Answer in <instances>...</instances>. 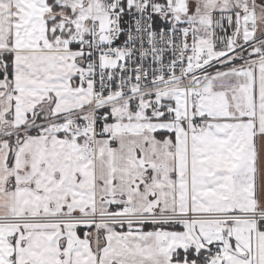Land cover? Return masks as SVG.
<instances>
[{
  "label": "snow or ice",
  "instance_id": "obj_1",
  "mask_svg": "<svg viewBox=\"0 0 264 264\" xmlns=\"http://www.w3.org/2000/svg\"><path fill=\"white\" fill-rule=\"evenodd\" d=\"M0 264H264V0H0Z\"/></svg>",
  "mask_w": 264,
  "mask_h": 264
}]
</instances>
